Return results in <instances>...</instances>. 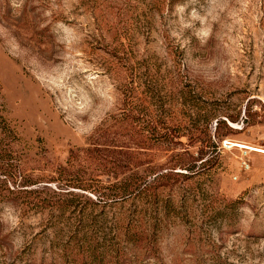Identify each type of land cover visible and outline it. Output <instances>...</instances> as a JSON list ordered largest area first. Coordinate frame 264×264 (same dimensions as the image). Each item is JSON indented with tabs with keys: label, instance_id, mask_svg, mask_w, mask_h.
Instances as JSON below:
<instances>
[{
	"label": "rangeland",
	"instance_id": "rangeland-1",
	"mask_svg": "<svg viewBox=\"0 0 264 264\" xmlns=\"http://www.w3.org/2000/svg\"><path fill=\"white\" fill-rule=\"evenodd\" d=\"M177 70L192 102L166 118L191 120L190 151L214 166L144 264H264V0H0L1 102L19 137L1 179L52 187L71 151H114L109 142L128 136L115 120L134 105L123 85H139L147 119L152 84ZM248 98L260 121L247 125ZM21 213L0 206V264H58L40 217Z\"/></svg>",
	"mask_w": 264,
	"mask_h": 264
},
{
	"label": "trees",
	"instance_id": "trees-1",
	"mask_svg": "<svg viewBox=\"0 0 264 264\" xmlns=\"http://www.w3.org/2000/svg\"><path fill=\"white\" fill-rule=\"evenodd\" d=\"M164 2L155 0L158 6ZM175 72L152 84L157 112L145 106L142 116L147 119H140L145 100L138 93L139 85L133 80L124 84V105L127 100L134 105L123 107L120 115L125 120L115 121L127 128V140L110 141L114 151L99 143L93 144L94 149L71 151L67 166L58 168L63 177L48 181L55 183L52 187L25 175L9 186L1 179L5 170H0V206L10 203L21 210V216L40 217L41 232H49L61 264H144L145 258L156 257L164 229L181 215L186 192L195 194L199 180L209 175L214 165L190 151L199 131L196 126L191 120L166 118L173 116L176 104L192 102L187 83H179L181 72ZM252 101L245 102L243 123L247 125L260 121ZM237 115L224 116L233 122ZM214 117L213 110L206 118ZM182 137L186 147L177 146ZM18 138L3 115L0 91V161L13 157L12 144ZM154 148L168 154L150 159Z\"/></svg>",
	"mask_w": 264,
	"mask_h": 264
}]
</instances>
